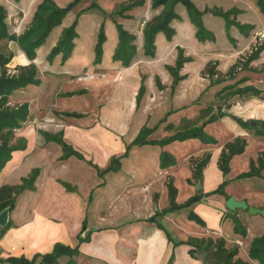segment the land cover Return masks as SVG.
<instances>
[{"label": "crops", "instance_id": "crops-1", "mask_svg": "<svg viewBox=\"0 0 264 264\" xmlns=\"http://www.w3.org/2000/svg\"><path fill=\"white\" fill-rule=\"evenodd\" d=\"M53 1L63 7L73 0ZM131 1L81 0L50 31L33 60L11 42L12 62L18 67L33 62L40 83L10 96L15 105L27 103L29 113L22 126L13 130L22 147L12 151L1 170L0 186H23L33 171L36 175L15 195L9 208L10 227L4 233L0 227V259H31L50 253L59 243L78 246V252L60 257L55 264H202L189 255L187 241L223 239L227 249L238 247L237 258L257 264L248 258V250L251 241L264 234L263 215L250 214L247 209L230 211L220 194L204 196L188 208L163 211L170 205L169 180L176 189L175 202L182 204L193 195L216 189L228 178L225 191L229 196L264 209V199L254 193L264 197V190L255 181L235 178L264 152V136L232 117L264 121V49L233 79L213 83L205 72L212 65L225 75L239 59L244 61L257 33L264 32V15L255 0H191L201 12L203 27L213 36L199 39L186 7L177 2L168 24L172 36L157 31L150 55L145 52L144 27L160 17L167 5L153 7L152 0H144L119 11ZM41 2L0 0L7 10L9 32L22 33ZM73 21L77 35L69 57L62 60L59 53L47 59L62 29ZM118 26L134 37L135 54L128 65L113 59ZM100 30L104 33L102 56L95 62ZM179 53L183 61L176 67ZM241 77L247 80L239 86L253 85L261 94L217 96L225 85ZM208 106L212 113L219 108L226 112L204 127L214 143L198 138L163 146L146 143L131 146L125 155L141 128H154L147 139L159 140L185 125H200L199 111ZM46 134H60L81 157L61 158V145ZM236 138L245 139L246 145L231 157L224 178L219 156L224 145ZM16 139L10 144L17 145ZM162 150L173 155L174 165L160 167ZM205 154L209 160L201 178L195 179L191 161ZM114 158H119V167L109 169ZM190 211L204 226L188 218ZM232 214L244 224L245 238L234 234ZM87 233H91L89 241L82 242Z\"/></svg>", "mask_w": 264, "mask_h": 264}, {"label": "trees", "instance_id": "trees-1", "mask_svg": "<svg viewBox=\"0 0 264 264\" xmlns=\"http://www.w3.org/2000/svg\"><path fill=\"white\" fill-rule=\"evenodd\" d=\"M80 1L81 0H73L67 5L60 7L55 4L53 0H42V2L38 4L30 24L19 35L9 32L8 25L6 23L7 10L0 3V43L15 42L18 45L19 49L26 55V57L29 60H33L36 55V49L44 43L50 31L55 26L60 25L65 15ZM143 2L144 0H133L123 6H120L119 11L129 9L133 6L142 4ZM177 2H181L186 7L191 21L197 27L196 34L199 39L213 37L212 34L206 31L203 27L200 19L201 12L194 6L191 0H152L153 7L165 4L167 5V8L164 10L160 17H158L151 23H147L144 27L145 52L147 54L152 55L153 53L154 35L157 31H163L167 38H170L172 36L173 32L168 24L169 21L175 16L172 5ZM255 2L259 11L264 15V0H255ZM91 6L96 7V4L92 3ZM213 12L224 15V13L220 10H213ZM75 25L76 21H73L71 25L62 29L60 37L48 53L47 59H51L59 53L62 54V60H65L69 57L73 48V39L77 35ZM118 30L119 42L113 54V59L121 60L123 65H128L135 54V47L131 43V40L134 37L119 26ZM103 41L104 33L102 30H100L95 45V62H99L101 59ZM262 49H264V42H261L255 48H253L252 52L247 56L246 59H244V61L239 59L225 75L217 73L214 66L212 65H208L205 69V72L212 79L213 83H219L223 82L224 80L233 79L235 78L237 71L239 69H243L250 60L256 58ZM12 59L13 52L11 49H8V47L6 46L2 49L0 48V172L5 166L6 162L11 158L12 151L20 149L22 147L21 144H10V140L12 138L13 130L22 126L29 113L27 103H22L13 107L10 106L8 104L10 96L14 91L24 88L29 84L38 85L40 83V80L36 77L37 70L33 62H31L28 66L16 68L18 72L15 74H9L7 71L8 67H10ZM182 61L183 58L179 53L176 67H179ZM214 76L216 77L214 78ZM246 80L247 77H241L235 82L225 85L220 91L217 92V96H221L222 93H226V95L231 94L239 96H259L261 94V90L256 88L255 86H239V84L245 82ZM140 92H142V87ZM211 110V106H208L199 111L198 119L202 120L200 125H185L181 127V129L177 130L173 135L164 137L159 140L147 139V136L154 130V128H141L135 139L127 146L125 155L127 154L131 146L143 145L146 143L158 144L163 146L174 140L182 141L189 138H198L205 143H214L215 140L206 134L204 127L206 126V124L213 122L225 115L226 112L221 111L220 108L216 113H212ZM232 117L242 126L253 128L255 134L264 136V121L252 120L245 122L235 116ZM253 122H255L254 126H252ZM171 126L172 125L167 126L168 129H170ZM46 137L48 139L54 140L61 145L63 150L61 158L65 159L70 155H76L79 158L81 157L79 153L74 151L63 141L60 134H46ZM245 145V139L241 138H236L232 142H228L224 145L218 160L219 168L222 170L224 175L229 172V161L231 157L235 154L243 152ZM208 160L209 154H205L201 159L191 161L193 178H201L202 168L207 164ZM111 163L116 164H111L109 169H114V167L115 169H117L119 167V158H114ZM174 164L175 158L173 157V155L165 150H162L160 153V167L166 168ZM263 169L264 152L261 153L255 161L251 160L249 170L247 172L241 173L239 177L258 175ZM35 175L36 172L33 171L28 179H24L23 186L8 184L0 186V211L5 207L12 208L15 195L21 190V188L27 186L28 183H31ZM227 181L228 180L225 179L216 189L208 193L193 195L184 203L177 204L174 200L176 189L173 186L172 181L169 180V182L167 183V187L170 205L163 211V213L172 210H178L181 208H188L193 203L199 201L202 197L209 196L211 194H220L224 196L225 199H227L229 195L224 192V187L227 184ZM231 217L233 220L234 233L239 235L241 238H245L247 235V231L243 226V223L235 214H232ZM188 218L197 222L198 224H201V226H204L203 220L194 212L190 211L188 214ZM9 227L10 222H8L7 226L2 229V233H4V231ZM85 230L86 226L84 222L82 231L84 232ZM90 235L91 233H87L85 239H83L82 242H88L90 239ZM187 244L190 246L189 255L191 256V258L200 260L202 264H251L249 262L243 261L240 258H237L238 247L234 246L230 249H227L225 247V241L223 239L215 241H213L212 239H192L187 241ZM77 252L78 246L72 248L70 246H65L57 243L53 246V249L50 253L35 255L31 259L25 257H9L7 259H0V264H55L60 257H70L77 254ZM248 258L251 261L256 262L257 264H264V234L260 237L254 238L251 241L248 250ZM171 261L172 260H170L169 263Z\"/></svg>", "mask_w": 264, "mask_h": 264}, {"label": "rangeland", "instance_id": "rangeland-1", "mask_svg": "<svg viewBox=\"0 0 264 264\" xmlns=\"http://www.w3.org/2000/svg\"><path fill=\"white\" fill-rule=\"evenodd\" d=\"M11 45V42H6V43H4V42H1L0 43V48L2 49V48H4L5 46L6 47H8V49H11L10 46ZM16 68H18V66H15V64L13 63V62H11L10 63V67H8V73L10 74H12V73H14V72H12V71H14V70H16V73L18 72V70L16 69ZM8 104L10 105V106H17V104L15 105L14 103H13V99H11L10 98V100H9V102H8ZM17 132V131H16ZM16 132H13L12 133V138H11V140H10V143H12V140L13 139H16L17 137H15V133ZM16 142L15 143H17V144H19V140L18 139H16L15 140ZM257 159V158H256ZM230 166V165H229ZM237 168H239V166H237ZM249 168H250V166H249ZM249 168L247 169V170H241V171H239L240 173H238V174H236L235 175V178H237V179H250L251 180V183H254V181H255V185H256V187H258V188H261L262 190H264V174H262V173H260V174H258V175H253V176H248V177H239V175L241 174V173H243V172H247L248 170H249ZM229 170H230V167H229ZM229 173V172H228ZM227 173V174H228ZM227 174L226 175H224V178H226V176H227ZM228 181H229V178L227 179ZM228 181H227V183H228ZM226 191H227V189H226ZM226 191H225V187H224V192L226 193ZM255 193V195H257L258 196V198H262V199H264V197H263V195L260 193V192H254ZM227 194V193H226ZM228 195V194H227ZM231 219H232V217H231ZM232 222H233V220H232ZM243 226H244V224H243ZM245 227V226H244ZM233 232H234V230H233ZM235 234V233H234Z\"/></svg>", "mask_w": 264, "mask_h": 264}, {"label": "water", "instance_id": "water-1", "mask_svg": "<svg viewBox=\"0 0 264 264\" xmlns=\"http://www.w3.org/2000/svg\"><path fill=\"white\" fill-rule=\"evenodd\" d=\"M254 124V123H253ZM201 186L200 181L197 182L196 188ZM225 205L228 210L235 211L237 209H247L250 214H261L264 216V209L249 206L245 200H237L233 196H229ZM9 216V207H5L0 211V227L4 228L7 226Z\"/></svg>", "mask_w": 264, "mask_h": 264}, {"label": "built area", "instance_id": "built-area-1", "mask_svg": "<svg viewBox=\"0 0 264 264\" xmlns=\"http://www.w3.org/2000/svg\"><path fill=\"white\" fill-rule=\"evenodd\" d=\"M262 41H264V32L263 31H260L257 33V35L255 36V45L253 46V48H255L258 44H260ZM252 48V49H253ZM14 73L12 74H15L16 73V70L12 71ZM11 74V73H10Z\"/></svg>", "mask_w": 264, "mask_h": 264}]
</instances>
